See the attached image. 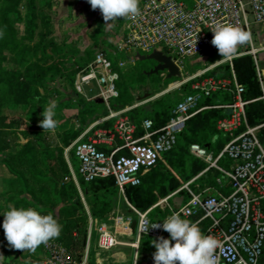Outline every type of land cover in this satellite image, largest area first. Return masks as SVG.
Segmentation results:
<instances>
[{
  "label": "built area",
  "instance_id": "1",
  "mask_svg": "<svg viewBox=\"0 0 264 264\" xmlns=\"http://www.w3.org/2000/svg\"><path fill=\"white\" fill-rule=\"evenodd\" d=\"M139 7L141 15L126 18L113 49L96 51L72 84L78 95L87 101L100 100L105 106L107 115L100 123L118 116L111 128L91 126L72 144L78 176L85 183L112 178L124 194L126 188L138 187L142 177L175 147L177 136L189 119L205 109L227 110L228 116L218 121L217 130L228 139L216 154L197 144L190 145L189 153L205 166L172 194L184 191L186 195L178 208L157 220L149 216L151 209L140 212L129 206L136 216V245L142 239L169 238L162 228L151 225L162 224L178 212L182 218L197 223L205 235L220 241L216 249L219 264H264V149L257 136L264 124L248 125V102L242 99L244 87L237 81L232 64L230 80L206 79L194 84L159 129H154L149 119L142 120L138 127L124 111L114 113L111 109V102L118 98L119 70L134 62L130 58L132 52L150 54L162 48L181 71L185 60L202 58L216 49L211 44V28L215 24L230 23L251 33L252 24L264 27V0H142ZM249 47L242 55H250L257 68L264 38L259 47H254L253 40ZM121 53L128 58L115 60ZM257 76L260 82L258 69ZM218 91L231 93L233 101L200 107L202 100ZM261 99L264 101V94ZM210 171L217 174L215 185L193 190V183ZM121 245L124 244L104 227L98 229L101 252ZM44 252V264H86L76 262L62 244L53 240L44 245Z\"/></svg>",
  "mask_w": 264,
  "mask_h": 264
},
{
  "label": "trees",
  "instance_id": "2",
  "mask_svg": "<svg viewBox=\"0 0 264 264\" xmlns=\"http://www.w3.org/2000/svg\"><path fill=\"white\" fill-rule=\"evenodd\" d=\"M6 3L0 18V31L4 33L0 38V54L2 51H9L18 59L17 68L13 70L3 69V59L0 58V119L2 118L1 112L3 109L14 111L20 109L26 112L29 117L36 112V107L47 101V98L39 92L41 87V77L37 75L30 67L31 60L40 55L44 60H49L47 49H52L55 54L62 53L67 46H58L53 40L49 38L50 30L41 37V40L33 47L27 46L25 43H32L34 41L35 32L37 30V20L41 17L47 28L51 27L49 15L38 12L39 6H44L48 1L44 0H0ZM23 4L25 15L24 19L21 18L19 8ZM16 24H23L24 36H18V31L15 28ZM122 25V24H121ZM23 41V42H22ZM74 55H71V57ZM92 59V58H91ZM80 61H84L82 58ZM91 61V60H90ZM89 61V62H90ZM89 62L81 64L84 68ZM148 61H140L136 59V71L133 75L123 77L119 73L117 81L118 98L111 102V109L115 112L121 111L133 105L132 96L130 94V86L134 83H140L144 79L155 81L157 76L148 75L147 73L153 69L146 68ZM152 62V61H151ZM232 68L236 75L237 81L244 87L242 99L248 102L245 107L247 123L250 127H255L264 124V101L261 99L263 93L261 91L260 83L257 77L255 66L252 57L244 55L241 57L233 58L231 61ZM84 65V66H83ZM80 68L79 70H81ZM144 72V73H143ZM76 73L70 79V85L75 80ZM207 76L229 78L230 65L228 63L221 64L207 72ZM177 80V79H175ZM173 82L172 79H167L165 76L164 83L166 85ZM188 86V85H186ZM185 86V87H186ZM191 91V90H190ZM186 93L185 95L189 94ZM182 99V98H181ZM180 99V100H181ZM170 96H161L155 101L148 103L145 106H140L131 109L126 115L139 127V124L144 119H149L153 123L154 129L163 127L171 117V112L180 101ZM208 106L225 105L233 101V96L227 91H218L210 97L202 100ZM202 102V103H204ZM80 107L85 109H92L98 111L96 116L90 121L91 124L99 118L106 116L107 112L102 107V103L98 100L86 102L82 99L79 100ZM102 111V112H101ZM228 116L227 110L223 109H205L197 113L185 123L182 132L177 136L175 147L168 153L164 154L157 163V166L152 168L143 177L141 184L135 188H126L124 197L126 201L136 210L144 212L150 209L157 200L154 196L155 191H163L166 194L165 188L169 192L176 190L180 182H186L200 173L205 164L193 157L189 153V147L192 144H197L215 154L225 144L226 139L216 129L219 120ZM16 120H12L14 124ZM87 124V125H88ZM104 128L109 129L111 125L105 121L101 125L95 126L93 129ZM23 139L26 138V132L22 131L19 134ZM76 136V135H75ZM66 140L64 148L71 145L72 140L76 137ZM258 139L264 143V127L258 131ZM31 142H27L20 146V150L10 156L9 160H13L18 168L30 170L35 172L37 170L36 149ZM1 153V152H0ZM63 150L59 151V155L55 158V166L48 164V170L57 173L61 181L59 186V200L63 203L59 208L57 215L51 213L54 218L62 225V231L59 238L53 239L58 243L63 244L72 258L77 261L82 256V251L86 242V229L84 222L86 221V214L83 209L82 202L73 182L64 179L69 177L67 165L62 156ZM73 154V150H71ZM74 156V155H73ZM73 158V163L75 164ZM55 167V172L52 170ZM157 167V169H155ZM171 167H175L179 172L175 175L171 173ZM11 169V168H10ZM14 174L20 175L21 172L11 169ZM157 175L165 176L166 186L160 184ZM217 174L213 171L208 172L201 179L210 178L211 185L214 184V179ZM180 180H177V178ZM83 196L89 206L90 216L93 221H99L105 217L109 209L107 202L98 197V194L103 192L107 193L111 187H114L112 178L99 179L93 182L85 183L79 181ZM68 193V194H67ZM100 201L101 206L97 207V202ZM54 206H49V208ZM52 211V210H51ZM158 213V208H153L149 212L151 219H157L153 216ZM158 219H162L159 217ZM157 219V220H158Z\"/></svg>",
  "mask_w": 264,
  "mask_h": 264
},
{
  "label": "rangeland",
  "instance_id": "3",
  "mask_svg": "<svg viewBox=\"0 0 264 264\" xmlns=\"http://www.w3.org/2000/svg\"><path fill=\"white\" fill-rule=\"evenodd\" d=\"M44 1H48L49 4L45 3L44 6H39L38 12L49 15L51 27L47 28L45 26L44 20L39 17L37 20V30L35 32L34 41L32 43L22 42L29 47H33L41 40V37L50 30L49 38H53L54 42L58 44L59 47L67 46L68 48H65V50L60 54H55L52 49H47L46 52L50 57V59L47 61L44 60V58L40 55H37L35 59L31 60L30 67L37 75L42 76L40 79L41 87L39 88V92L47 98V101L43 104L41 103L37 105L36 112L30 117L25 114L26 112L21 111L20 109H16L14 111H9L6 109L2 110V118L0 119V152L3 151L4 156L10 158V156H14V154L12 152L6 151V148L17 153L20 150L21 145L31 142L34 144L33 146L36 149L35 156L37 162H41V170L46 171L49 169L48 164L55 166L56 163L54 160L56 156L59 155L60 150H63L62 156L64 161L68 162L67 164L71 165V167L74 165L78 167V162L76 159H74L75 164H72V159L74 158L73 154L71 153L72 144L91 126H97L104 123L100 122L106 116H103L95 122L88 124L96 116L98 111L93 107L91 110L80 107V99L86 102H91L93 100L87 101L85 98L78 95L73 89V85H70V79L75 73L77 74L80 68H82L80 66L81 64H85V62L87 63L91 60L96 51L113 49L114 44L118 39L119 32L121 31V27L126 22V18H117L114 26L112 28H108L105 26V22L99 9L95 11L92 10L87 0ZM5 7L6 3L0 1V18ZM19 13L21 18L24 19L25 10L23 4L19 8ZM14 29L18 31V36L20 38L24 36L23 24H16ZM251 30L254 47H259L261 40L264 38V27L252 24ZM249 49L250 47L248 43L239 47L238 54L235 57L223 58L218 54L216 49L202 58L187 59L183 63L181 77L172 79L173 82H170L168 85L164 83L166 73L156 74L157 78L155 81L147 78L140 83H134L129 89L132 96L133 105L121 111L115 112L112 110V112L118 113L124 111L127 114V112L133 108L145 106L148 103L155 101L157 98L166 95L176 100H180L191 90V87L194 84L201 83L206 79H213L217 81L222 79L230 80L231 77L215 78L212 76H207V72L221 64H230L233 58L244 56L242 54L244 52H248ZM158 51L163 53V55L168 54L162 48H159ZM71 55L74 56L71 57ZM130 55V58H133L134 62L131 64L126 63L123 69L119 70V73L123 74L122 76L126 78L130 75H133L136 71V53L132 52ZM140 55L145 56L148 55V53L140 52ZM0 58L3 59V69L13 70L17 68L18 59L15 58L14 55L9 51H2ZM80 58H82L84 61H80ZM126 58H128V55L121 53L118 54L115 60H124ZM257 62V68L254 65L256 73L258 69L259 74H262L260 77L262 81H264V51L257 55ZM155 65V62L148 61L145 66L146 68H154ZM86 93L88 94L87 90ZM90 95L91 94L89 93L88 96ZM51 100L57 101V115L55 119H57L59 123L55 131H44L39 126V121L43 119L41 113L43 112L44 107H46L47 103ZM202 102L204 101L200 102V107L208 106L205 104V102ZM102 107L106 110L103 104ZM117 118L118 116L108 120L109 124L112 125ZM12 120H16V122L12 124ZM22 131L26 132L27 134L25 139H20V137L16 136V133L20 134ZM74 136L76 138L75 140H72L71 145L67 148H64V143L66 140H69ZM227 139L228 138H226V141ZM262 147L264 149V143H262ZM157 167L155 169H157ZM52 170L55 172V167ZM170 170L175 176L179 172L175 169V167H171ZM53 175L58 176L57 173H54ZM157 178L160 184L166 186L167 178L165 176L157 175ZM177 180L180 179L177 178ZM190 180L186 182H180L176 190L173 192H169L167 188H165L166 194L164 195L163 191H155L154 196L157 200L156 204L158 203L163 206L164 213H154L153 216L157 219L159 217L164 218L169 214L171 209L178 208V206L186 199V195L184 191H181L178 195L172 196V194ZM64 181L66 182L67 180L64 179ZM209 186H211L210 178H199L193 183L192 188L193 190L199 191L204 187ZM76 190L79 194L84 212L86 214V221L83 224L86 229L90 216L89 206L85 197L83 196L79 182L78 188L76 187ZM98 197L107 202V208L109 211L105 216L110 213L114 214V216H119V213L129 216L126 210L134 215L131 208L129 207L131 205L126 201L124 194H122L115 186L111 187L107 193H99ZM101 203L102 202L98 201L97 207L101 206ZM53 241L57 242L56 240ZM114 252L115 249L109 252H103L102 256L106 255L111 257L112 253ZM123 259L124 257H121L120 261Z\"/></svg>",
  "mask_w": 264,
  "mask_h": 264
},
{
  "label": "clouds",
  "instance_id": "4",
  "mask_svg": "<svg viewBox=\"0 0 264 264\" xmlns=\"http://www.w3.org/2000/svg\"><path fill=\"white\" fill-rule=\"evenodd\" d=\"M92 10L99 9L105 26L112 28L117 18L134 19L141 15L139 0H87ZM211 44L223 58L235 57L239 47L252 40V33L244 27L217 23L211 28ZM4 33L0 31V38ZM196 39L194 43V49ZM57 101L51 100L41 113L43 119L39 126L44 131H55L58 127ZM43 131V132H44ZM2 227L8 245L15 250L35 253L41 245H47L50 240L59 238L62 225L51 213L41 214L34 207L8 206L3 214ZM152 228H162L169 234V238L157 237L152 241L155 248L153 253L154 264H219L216 249L220 241L212 236L205 235L197 223L182 218L178 212H173L162 224H152ZM148 230V229H147ZM136 254V264L139 259ZM5 257L0 254V262Z\"/></svg>",
  "mask_w": 264,
  "mask_h": 264
},
{
  "label": "crops",
  "instance_id": "5",
  "mask_svg": "<svg viewBox=\"0 0 264 264\" xmlns=\"http://www.w3.org/2000/svg\"><path fill=\"white\" fill-rule=\"evenodd\" d=\"M141 1L139 0V6ZM259 83L261 91L264 94V81H262L261 77ZM219 133L225 138L221 132ZM16 136L20 137V139L22 138L18 133H16ZM6 151L12 152L13 154L16 153L13 150H8V148H6ZM40 163L37 162L38 168L32 173L30 170L18 168V165L13 160H9L4 156L3 151L0 153V254L5 257L4 261L0 262V264H44V245H41L35 253L12 249L5 239L2 227L3 214L8 210L9 205L17 208L34 207L41 214L54 213L55 215H57L59 208L62 207L63 203L57 201L60 197L59 186L61 185L59 176L53 175L54 173L50 170L45 169L47 172L41 170ZM65 163L68 165L67 168L69 171V177L66 180L72 181L74 186L78 188V182L81 180L77 173L78 167L76 165L71 167V165L67 164L68 162ZM10 168L21 172V176L14 174L10 171ZM51 205L54 208H49ZM153 208H158L157 214L164 213L161 204H154L150 209ZM126 212L129 216L121 213L118 214L119 216H114V214L110 213L99 221H93L91 216H89L86 227L87 235L85 246L81 253L82 256L76 262H84L86 264H134L137 251H139L140 255L136 264H154L153 253L155 252V248L152 245V241L142 239L136 245L135 235L130 231V224L136 221V216L128 210ZM101 226L114 234L124 244L116 247L111 257L106 255L102 256L103 251L101 252L98 247V229ZM121 257H124L122 261H120Z\"/></svg>",
  "mask_w": 264,
  "mask_h": 264
},
{
  "label": "water",
  "instance_id": "6",
  "mask_svg": "<svg viewBox=\"0 0 264 264\" xmlns=\"http://www.w3.org/2000/svg\"><path fill=\"white\" fill-rule=\"evenodd\" d=\"M136 58L140 61L147 60V61H153L156 63L154 68L147 73L148 75L166 73L167 79H174V78L181 77L180 68L172 61L170 56L163 55V53H161L160 51L155 50L152 53L145 55V56L136 54ZM130 225H131L130 231L132 234H134L136 221H133L132 224Z\"/></svg>",
  "mask_w": 264,
  "mask_h": 264
}]
</instances>
